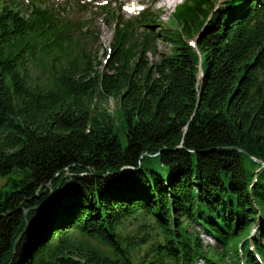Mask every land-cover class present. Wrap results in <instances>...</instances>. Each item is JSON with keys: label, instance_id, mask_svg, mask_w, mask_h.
<instances>
[{"label": "trees", "instance_id": "1", "mask_svg": "<svg viewBox=\"0 0 264 264\" xmlns=\"http://www.w3.org/2000/svg\"><path fill=\"white\" fill-rule=\"evenodd\" d=\"M51 1L0 0V264H263L264 0H185L150 67V17L107 12L110 73Z\"/></svg>", "mask_w": 264, "mask_h": 264}, {"label": "rangeland", "instance_id": "2", "mask_svg": "<svg viewBox=\"0 0 264 264\" xmlns=\"http://www.w3.org/2000/svg\"><path fill=\"white\" fill-rule=\"evenodd\" d=\"M108 4L106 5V2ZM86 0L87 5L81 7L80 5L84 2L78 3V0H71L67 5L68 0H53L51 6L57 11V13L67 16L74 20H80L88 26L83 30V40L86 45L88 55H91L93 61L94 70L111 72L106 66L108 64L110 47L115 39V28L117 21L109 22L106 19L107 12L114 13L119 16V20L127 22L134 21L136 18H140L142 14L150 17L149 21L143 22L144 28L136 27L134 38H139L136 33L142 32L144 29L153 30L156 34L160 35V39L156 42L158 54L149 53L146 55L145 64L154 65L155 62L161 59V55H171L172 45L166 40H162L165 31H180L182 25L179 24L178 20L173 15L176 7H161L164 0ZM185 1V0H181ZM224 0H207L203 8L209 9L212 6L219 7L222 5ZM179 6V5H178ZM151 15V16H150ZM141 28V29H140ZM185 40H188L185 38ZM155 43V42H154ZM152 43V44H154ZM192 43V42H191ZM106 52H108L106 54ZM39 76L42 73L37 72ZM47 76V73L43 74L42 77ZM110 111H114L118 104L117 100L109 99L107 104H101ZM256 226V225H255ZM192 226L189 227V231ZM199 233L200 240L202 241L205 249H208V245H212L215 250L221 251V248L215 244V242L208 236H206L200 227L197 225L194 227ZM122 235L124 241L130 240L133 242L143 243L146 247L142 249H136L135 253L143 252L146 248H149V240L155 237V233L152 232V228L147 225H140L138 222L127 224L122 229ZM256 235L255 231L252 233ZM148 240V242H147ZM95 244H97L95 242ZM197 264H206L203 259H200ZM264 264V263H263Z\"/></svg>", "mask_w": 264, "mask_h": 264}, {"label": "bare ground", "instance_id": "3", "mask_svg": "<svg viewBox=\"0 0 264 264\" xmlns=\"http://www.w3.org/2000/svg\"><path fill=\"white\" fill-rule=\"evenodd\" d=\"M184 1L181 0H164L161 7H177L181 5Z\"/></svg>", "mask_w": 264, "mask_h": 264}, {"label": "water", "instance_id": "4", "mask_svg": "<svg viewBox=\"0 0 264 264\" xmlns=\"http://www.w3.org/2000/svg\"><path fill=\"white\" fill-rule=\"evenodd\" d=\"M194 44H195V43H194ZM194 44H193V45H194ZM201 75H202V73H201ZM255 161L258 162V163H260L261 166L264 167V163H263V162H261V161H259V160H256V159H255Z\"/></svg>", "mask_w": 264, "mask_h": 264}]
</instances>
